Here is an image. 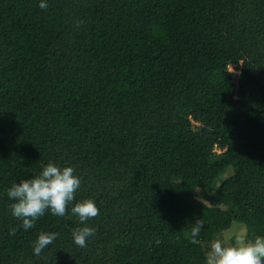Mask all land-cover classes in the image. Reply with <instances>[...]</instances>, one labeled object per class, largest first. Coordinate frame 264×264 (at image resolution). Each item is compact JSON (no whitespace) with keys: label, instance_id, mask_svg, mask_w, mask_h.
Instances as JSON below:
<instances>
[{"label":"trees","instance_id":"16d2710c","mask_svg":"<svg viewBox=\"0 0 264 264\" xmlns=\"http://www.w3.org/2000/svg\"><path fill=\"white\" fill-rule=\"evenodd\" d=\"M235 223L264 264V0H0V264H207Z\"/></svg>","mask_w":264,"mask_h":264},{"label":"rangeland","instance_id":"374dc122","mask_svg":"<svg viewBox=\"0 0 264 264\" xmlns=\"http://www.w3.org/2000/svg\"><path fill=\"white\" fill-rule=\"evenodd\" d=\"M229 70L233 73V76L235 79H237L239 70L235 67V64H229ZM223 180H225V177L223 179H219L216 185H219ZM240 223H235L233 227L223 231L221 235L217 238L214 242V246L212 251L209 252V260L207 264H239L237 257L232 254V250L228 249L227 252H220L222 251V244H228L232 247V238L237 237V240L235 244L237 245H243L242 251H249L250 249H253L257 251L260 249L261 245H251V244H245V235H246V228L245 226H241ZM217 250V251H216Z\"/></svg>","mask_w":264,"mask_h":264}]
</instances>
